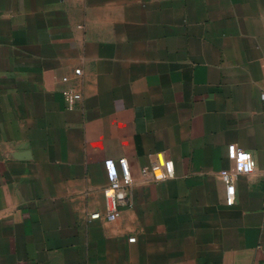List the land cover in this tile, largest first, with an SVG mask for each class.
Returning a JSON list of instances; mask_svg holds the SVG:
<instances>
[{"label":"crops","instance_id":"obj_1","mask_svg":"<svg viewBox=\"0 0 264 264\" xmlns=\"http://www.w3.org/2000/svg\"><path fill=\"white\" fill-rule=\"evenodd\" d=\"M263 94L264 0H0V264H264Z\"/></svg>","mask_w":264,"mask_h":264},{"label":"built area","instance_id":"obj_2","mask_svg":"<svg viewBox=\"0 0 264 264\" xmlns=\"http://www.w3.org/2000/svg\"><path fill=\"white\" fill-rule=\"evenodd\" d=\"M81 70H75V75L80 76ZM69 79L63 78V82ZM63 96L67 107L73 110L76 104L82 99L81 94L74 90L67 89L63 91ZM264 101V94L262 96ZM228 157L234 164L232 171H223L221 176L226 185V201L228 206H232L236 201L235 186L233 178L237 175H249L256 171V162L253 155L245 150L239 149L236 145H230L228 148ZM107 176L109 180L108 187L104 190L107 198L106 219L110 222L115 221L120 216V208L128 201V189L133 184L128 160L125 158L105 161ZM142 178L149 182H163L175 177V168L171 160L164 156H159L157 165L153 167H144L141 172ZM264 182V172L262 174ZM263 210H264V193H263ZM91 219H101V214L91 215ZM136 238H131L130 242H135Z\"/></svg>","mask_w":264,"mask_h":264}]
</instances>
